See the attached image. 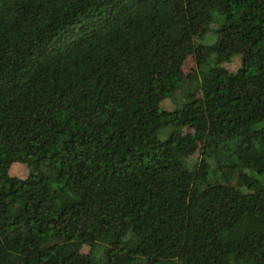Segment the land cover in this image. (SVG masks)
<instances>
[{"label":"trees","instance_id":"1","mask_svg":"<svg viewBox=\"0 0 264 264\" xmlns=\"http://www.w3.org/2000/svg\"><path fill=\"white\" fill-rule=\"evenodd\" d=\"M261 123L264 0H0V264H264Z\"/></svg>","mask_w":264,"mask_h":264},{"label":"rangeland","instance_id":"2","mask_svg":"<svg viewBox=\"0 0 264 264\" xmlns=\"http://www.w3.org/2000/svg\"><path fill=\"white\" fill-rule=\"evenodd\" d=\"M226 32L228 33L223 36L222 44L227 50H231L233 46H235V44L238 42V36H237L238 31L233 30V29H228ZM211 34L212 33L208 34L203 41L204 42L214 41L215 39H213V35ZM241 59H242L241 55L234 56L233 60L227 63V67L233 71L237 70L239 66L241 65ZM183 70L188 77H192L193 73L196 70V63L192 56H189L185 60L184 65H183ZM162 77L163 76L161 75H154L151 81L153 80V89L160 95L166 96L169 93V90H171L172 88V83L170 81L163 79ZM183 88L185 89V86H183ZM182 92L183 90L181 89L180 91L176 92L175 98H166L163 101V106L167 109H174L177 106L176 100H179L180 96H183ZM197 95L199 96L200 92H197ZM261 124H264V123H261ZM17 164H20V163L17 162ZM13 171L17 173L18 175L26 176L28 173V167L27 166L18 167L14 169ZM86 249H88V247H86Z\"/></svg>","mask_w":264,"mask_h":264}]
</instances>
